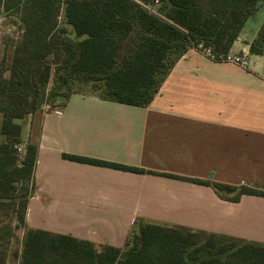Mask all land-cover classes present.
<instances>
[{"label":"crops","instance_id":"crops-1","mask_svg":"<svg viewBox=\"0 0 264 264\" xmlns=\"http://www.w3.org/2000/svg\"><path fill=\"white\" fill-rule=\"evenodd\" d=\"M260 10L230 50L248 53L247 68L189 49L147 107L73 94L18 120L20 145L37 147L27 229L125 249L145 225H165L264 248V197L231 202L204 185L63 157L264 191V57L250 53ZM14 51L0 37V62Z\"/></svg>","mask_w":264,"mask_h":264},{"label":"trees","instance_id":"trees-1","mask_svg":"<svg viewBox=\"0 0 264 264\" xmlns=\"http://www.w3.org/2000/svg\"><path fill=\"white\" fill-rule=\"evenodd\" d=\"M154 1L0 0V11L17 15L21 25L20 40L13 43L12 64L0 62L1 134L5 137L0 144V206H9L15 228L25 231L19 264H264L262 247L235 241L198 244L192 235L165 225H145L139 234L129 236L125 249H97L90 241L27 229L37 147L28 145L18 166L17 146L22 142L18 120L38 111L46 100L52 105L58 101L62 108L73 94L147 107L189 49L202 45L216 54L230 53L247 21L264 4V0H160L163 7L155 14L144 7ZM250 53L264 57V22ZM53 71L62 74L63 82L91 84L92 93L61 92V86L52 81ZM63 157L204 185L231 202H238L242 195L264 197V191L245 186ZM6 236L1 233L0 243ZM0 264H7L2 248Z\"/></svg>","mask_w":264,"mask_h":264},{"label":"rangeland","instance_id":"rangeland-1","mask_svg":"<svg viewBox=\"0 0 264 264\" xmlns=\"http://www.w3.org/2000/svg\"><path fill=\"white\" fill-rule=\"evenodd\" d=\"M160 3V8L163 7V4ZM155 7L156 10L159 8ZM159 8V9H160ZM259 15L264 14V4L260 8ZM158 11V10H157ZM0 37L3 38L5 43H15L20 40L21 37V25L17 20V15L13 13H4L0 11ZM232 64V63H230ZM64 77H62L61 73H56L53 71L52 73V81H56L61 87V92H67L68 89L71 90H79L82 93L89 94L92 93V85H84L80 86L76 82L67 81L63 82ZM58 102V101H56ZM59 103V102H58ZM58 106V105H57ZM9 206H0V235L1 233L7 234L4 241L0 243V248L5 252L7 264H19L20 258L18 259V254H20L22 249V240L25 234L24 230L16 229V220L14 219L13 213L10 211ZM184 234H190L194 237V239L198 242V244L206 243L208 240H212L215 244L219 245V243H224V241L219 237L213 240V235H199L197 233H190L191 231H183ZM10 239V241H9ZM216 240V241H215ZM215 252V251H214ZM206 255V254H205Z\"/></svg>","mask_w":264,"mask_h":264},{"label":"built area","instance_id":"built-area-1","mask_svg":"<svg viewBox=\"0 0 264 264\" xmlns=\"http://www.w3.org/2000/svg\"><path fill=\"white\" fill-rule=\"evenodd\" d=\"M160 0H155L152 5H145L144 7L147 8L149 11L152 13L158 14V11L156 10L155 7H158L160 5ZM199 50L203 55L209 59L212 62L215 63H232L234 65H237L242 68H247L249 67V59H248V53H245L242 51L240 54H216L211 51V49L204 48L202 45H199L198 48H194ZM59 103L55 102L53 105L48 102L47 100L41 105L40 110H47L52 106H57ZM26 153V150L23 146L18 145L17 146V156H18V166L21 165V160L24 158Z\"/></svg>","mask_w":264,"mask_h":264}]
</instances>
